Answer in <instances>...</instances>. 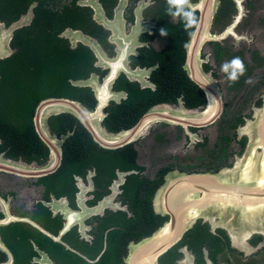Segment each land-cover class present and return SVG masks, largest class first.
<instances>
[{
	"label": "flooded vegetation",
	"instance_id": "1",
	"mask_svg": "<svg viewBox=\"0 0 264 264\" xmlns=\"http://www.w3.org/2000/svg\"><path fill=\"white\" fill-rule=\"evenodd\" d=\"M200 2L188 0L195 22L185 28L168 14L167 0H0V264H128L131 245L171 218L155 205L171 173L233 168L252 136L241 128L264 107V0H219L209 29L192 46ZM50 11L54 20L46 18ZM51 24L54 38L45 45L72 55L61 69L72 74L79 67V76L67 78L69 89L90 88L89 105L78 91L38 98L45 83H35L30 58L45 54L35 35ZM68 29L96 39L104 60L91 43L64 34ZM237 56L245 71L231 81L224 65ZM17 64L29 67L15 74ZM87 79L94 84L75 83ZM101 93L108 99L101 123L109 132L162 109L143 135L115 148L96 141L74 111L36 120L43 99L65 96L93 112ZM221 103L212 121L188 112ZM184 247L195 264H264V234L236 245L227 229L203 219L160 264L173 249L178 264Z\"/></svg>",
	"mask_w": 264,
	"mask_h": 264
},
{
	"label": "water",
	"instance_id": "2",
	"mask_svg": "<svg viewBox=\"0 0 264 264\" xmlns=\"http://www.w3.org/2000/svg\"><path fill=\"white\" fill-rule=\"evenodd\" d=\"M218 2L219 0H201L198 4L202 16L194 34L192 46L196 39L198 41L203 30L209 29ZM21 24L20 20L11 27L6 48L10 45L14 28ZM64 34L91 43L99 59L104 60V53L101 52L96 39L74 29H68ZM3 42L2 27L0 28V45L3 46ZM75 83L94 84L91 79L79 80ZM98 98L100 102L96 110L92 112L84 104L71 98L48 97L39 104L36 120L40 119L44 112L47 116L50 112H58L56 110L74 111L89 126L96 141L105 147L115 148L143 135L150 125L151 117L157 115L156 113L162 109V106L152 108L149 116L147 115L136 126L120 132H109L101 123L104 117L103 109L108 99L103 93L98 94ZM222 108V103L221 106L212 104L204 111L190 110L188 112L191 117L209 118L212 121L220 115ZM217 112L218 114L213 116ZM256 116L252 123L248 122L241 128L243 132L250 131L252 136L233 168H227L219 173H171L169 181L160 188L155 199L156 209L163 214L169 213L171 218L152 235L131 245L126 259L128 264H160V257L177 244L198 219L227 229L235 244L243 243L242 236L248 240L253 233L264 231V107L257 112ZM253 158H257L258 166L251 178L249 169L254 163ZM59 162L60 157L57 164ZM167 192L170 201L165 198ZM161 207H165V210L162 211ZM182 252L184 255L178 260V264H195L194 255L187 247H184Z\"/></svg>",
	"mask_w": 264,
	"mask_h": 264
},
{
	"label": "trees",
	"instance_id": "3",
	"mask_svg": "<svg viewBox=\"0 0 264 264\" xmlns=\"http://www.w3.org/2000/svg\"><path fill=\"white\" fill-rule=\"evenodd\" d=\"M48 15L46 18L50 20H54L55 12H47ZM38 19V17H36ZM52 24L48 27H41V34L37 33L35 35L36 39H40L39 47L44 48L45 54L39 55L38 53L33 54V58H30L32 65L34 66L33 77L35 76V83L37 85L44 84L45 88L41 89L42 91L38 93V98L42 95H74V92H81L83 95L82 101L83 103L89 105L88 97L90 95L91 90L88 87H73L72 90L69 89L70 85L67 81V78L70 76L75 77L80 75V69L78 67L77 71L72 74H66V69L63 71L61 67L64 69L67 64L70 62L72 55L62 48L60 51L52 42L48 45H45L49 36V39H53L54 36L51 35L49 30H51ZM46 39V40H44ZM50 41V40H49ZM37 45V44H36ZM38 47V46H37ZM24 67H29V64H17L14 67V73L17 74ZM44 69V71H43ZM61 69V70H60ZM47 78L46 81L43 80V77ZM34 79V80H35ZM34 82V81H33ZM76 97V96H75ZM178 255V251L173 249L171 250L165 257V264H175L174 258Z\"/></svg>",
	"mask_w": 264,
	"mask_h": 264
},
{
	"label": "clouds",
	"instance_id": "4",
	"mask_svg": "<svg viewBox=\"0 0 264 264\" xmlns=\"http://www.w3.org/2000/svg\"><path fill=\"white\" fill-rule=\"evenodd\" d=\"M188 4V0H167V12L169 15L173 17H180L182 21L184 22L185 28L190 27L194 22V17L190 10L186 9V5ZM162 34H163V30ZM224 68L227 70L228 68H231L232 71L229 75V79L231 81H236L239 77V75H243L245 68L243 61L240 57H234L232 60L227 62L224 65ZM246 83H251V79L245 81Z\"/></svg>",
	"mask_w": 264,
	"mask_h": 264
},
{
	"label": "rangeland",
	"instance_id": "5",
	"mask_svg": "<svg viewBox=\"0 0 264 264\" xmlns=\"http://www.w3.org/2000/svg\"><path fill=\"white\" fill-rule=\"evenodd\" d=\"M101 52L104 53V52L102 51V49H101ZM253 160H254V163H253L252 165L250 164L251 166H250V169H249V175L251 176V178H252V176H253L254 173H255L256 166H258V165H257V158H253ZM239 227H240V226H239ZM240 230L242 231V230H243V227H242V229H240ZM261 233L264 234V231H261ZM253 234H254V233H253ZM253 234H252V235H253ZM252 235H251V236H252ZM242 238H244V241L247 240L244 236H242ZM248 240H249V239H248ZM244 241H243V244H244ZM236 245H237V244H236Z\"/></svg>",
	"mask_w": 264,
	"mask_h": 264
}]
</instances>
